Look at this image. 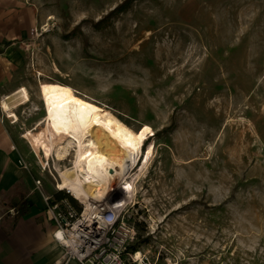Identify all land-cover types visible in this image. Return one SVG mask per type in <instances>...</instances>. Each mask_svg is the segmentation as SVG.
I'll list each match as a JSON object with an SVG mask.
<instances>
[{
  "label": "rangeland",
  "instance_id": "374dc122",
  "mask_svg": "<svg viewBox=\"0 0 264 264\" xmlns=\"http://www.w3.org/2000/svg\"><path fill=\"white\" fill-rule=\"evenodd\" d=\"M126 1L0 0V54L12 55L0 125L52 192L75 153L47 154L27 135L43 132L33 126L44 114L40 80L150 126L154 156L133 169L124 214L137 229L131 251L171 264H264V0H131L108 17Z\"/></svg>",
  "mask_w": 264,
  "mask_h": 264
},
{
  "label": "bare ground",
  "instance_id": "6f19581e",
  "mask_svg": "<svg viewBox=\"0 0 264 264\" xmlns=\"http://www.w3.org/2000/svg\"><path fill=\"white\" fill-rule=\"evenodd\" d=\"M38 90L44 114L33 126L35 130L43 126V132L27 135L47 154L55 151L63 156L70 149L75 153L74 170L61 173L57 188L87 204L90 200L103 201L119 180L123 185L119 187L121 200L124 194L125 199H133L138 178L131 175L133 169L142 158L138 166L143 171L154 156L151 127L141 124L134 129L95 100L57 80H40ZM17 94L21 105L30 101L27 89ZM2 108L9 111L8 103Z\"/></svg>",
  "mask_w": 264,
  "mask_h": 264
},
{
  "label": "crops",
  "instance_id": "0c3cea01",
  "mask_svg": "<svg viewBox=\"0 0 264 264\" xmlns=\"http://www.w3.org/2000/svg\"><path fill=\"white\" fill-rule=\"evenodd\" d=\"M2 40L0 28V52ZM11 57L0 54V89L3 61ZM21 148L13 129L0 125V264H66L62 247L53 240L54 224L44 200L51 196L58 201L63 195L36 185L40 179L32 167L24 169L19 163L24 160Z\"/></svg>",
  "mask_w": 264,
  "mask_h": 264
},
{
  "label": "built area",
  "instance_id": "2783aa9c",
  "mask_svg": "<svg viewBox=\"0 0 264 264\" xmlns=\"http://www.w3.org/2000/svg\"><path fill=\"white\" fill-rule=\"evenodd\" d=\"M0 123H3L1 116ZM19 163L24 169L31 167L24 160ZM49 163L47 159L43 170L50 169ZM52 164L55 165L54 160ZM36 185L41 187V180ZM56 191L64 195L62 199L45 196L44 200L54 224L53 240L62 247L66 264L72 260L79 264H171L168 257L161 263V254L152 258L149 252L131 251L137 229L125 220L124 214L132 203V199H125V194L123 200L116 198L113 189L103 201L82 204L68 191L58 188Z\"/></svg>",
  "mask_w": 264,
  "mask_h": 264
},
{
  "label": "trees",
  "instance_id": "16d2710c",
  "mask_svg": "<svg viewBox=\"0 0 264 264\" xmlns=\"http://www.w3.org/2000/svg\"><path fill=\"white\" fill-rule=\"evenodd\" d=\"M130 3H131V0H127L126 2H124V4H122V5L119 6L117 9H115L114 11H112V12L108 15V17H109L110 15H112L113 13H115L116 10H118V11H123V10H124L129 4H130ZM108 17H106L105 19L101 20V21L98 23L97 26H99V24L102 25ZM26 213H27V212H24V213H21L20 215H24V214H26Z\"/></svg>",
  "mask_w": 264,
  "mask_h": 264
}]
</instances>
